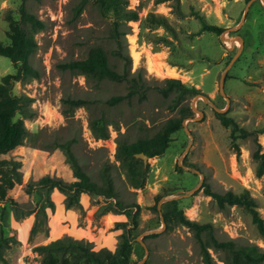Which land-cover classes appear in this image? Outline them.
<instances>
[{"label": "rangeland", "instance_id": "1", "mask_svg": "<svg viewBox=\"0 0 264 264\" xmlns=\"http://www.w3.org/2000/svg\"><path fill=\"white\" fill-rule=\"evenodd\" d=\"M128 1L140 18L129 23L131 30L126 37L127 46L123 48L131 58L130 65L112 56L116 47L109 37L113 19L103 17L96 6L87 4L77 14L80 0H0V42L3 44L9 43L7 15L20 20L23 5L46 24L35 35L38 49L30 58L38 75L24 78L13 87L14 94L32 99L31 116L24 117L28 132L23 144L2 156L20 164V182L7 200H0V264H40L41 257L34 248L49 243L36 244L38 224L41 223L43 233H48L50 215L59 208L73 211L81 226L92 221L99 228L114 231V237L103 239L107 246H102L101 238H94L92 234L88 238L94 242L84 238L93 243L94 250L117 249L124 230L118 223L128 219L117 214L116 200L81 194L71 204L69 194L38 184L45 177L60 179L66 184L77 180L68 148L81 168L99 185L108 166L118 192L117 200L139 205L137 226L127 227L134 237L130 264H140L145 257V263L141 264H203L193 231L183 225L172 228L166 225L163 230L160 215L165 202L161 201L175 198L188 219L211 224L218 241L232 240L237 246L255 245L264 253V237L251 215L239 206L220 210L203 188L208 184L212 191L221 194L250 191L264 219V175L258 177L255 173L252 137L238 139L237 150L232 143L231 129L216 115V109H226L224 114L240 127L249 131L264 128V2L254 1L242 26L233 30L242 23L245 0ZM151 13L165 16L169 26L151 27L146 22ZM203 22L225 29V41L221 37L223 33L204 31ZM97 47L108 54L112 68L118 72L128 70L149 87L145 99L134 96L111 107L107 100L125 95L129 91L127 83L93 81L62 68L64 64L88 58ZM134 51L140 54L137 64ZM233 59L225 78L228 105L220 92V81ZM150 64L169 66L178 75L160 76L150 71ZM12 73H15L12 61L0 55V81ZM166 79H178L187 87L198 89L200 97L195 105L203 114L192 109L198 95L174 90L165 97L157 90L156 87L167 88ZM67 99H83L86 105L71 107ZM188 107L192 116L172 135L170 147L163 155L148 159L145 185L133 188L126 169L117 160V141L131 144L150 139L167 121L181 117ZM100 118L109 125L108 139H97L91 131L90 122ZM258 139L264 152V134ZM195 169L204 174V181L200 189L190 194L201 184ZM159 195H166L157 204L160 212L154 210ZM155 230L163 231L151 234ZM110 239L112 244L108 243ZM210 252L215 264L229 261L223 251L211 249Z\"/></svg>", "mask_w": 264, "mask_h": 264}, {"label": "trees", "instance_id": "2", "mask_svg": "<svg viewBox=\"0 0 264 264\" xmlns=\"http://www.w3.org/2000/svg\"><path fill=\"white\" fill-rule=\"evenodd\" d=\"M245 1L248 3L250 0ZM87 4L96 6L103 17L113 19L109 37L116 47L111 54L114 58L123 60L127 65H130L131 58L127 52L123 51V48L127 46L126 37L131 30L129 23L139 21V12L129 7L128 0H80L76 13H81ZM20 15V20L15 19L11 14L7 15L9 43L3 44L0 42V55L9 58L15 68V73L2 77L0 81V200H7L12 189L20 182V164L16 161L2 159V156L23 144L28 132L24 117L31 116L32 99L14 94L13 87L16 82L23 81L24 78L38 75L30 64V58L38 49L35 35L46 27L45 22L36 15L29 13L24 5L20 8ZM146 22H149L153 28L169 26L168 19L165 16H158L154 13L148 15ZM203 30L219 35L225 31V29L216 25H209L206 22H203ZM62 68L75 71L86 79L93 81L109 80L116 83H127L129 91L125 95L115 96L107 100V104L111 107L117 106L126 99L130 100L134 96H139L140 99L147 97L149 87L142 84L139 78L131 76L128 70L118 72L112 68L108 54L100 47L92 49L88 58L64 64ZM165 83L167 88L156 87L165 97H168L170 92L174 90H178L183 94L187 92L194 95L200 94L198 89L187 87L178 79H166ZM66 102L71 107L86 105V101L83 99H67ZM216 115L225 127L231 129L232 143L237 150H239L238 139L252 137L255 146L252 151V159L257 164L255 173L258 177L263 176L264 152L258 136L264 134V128L249 131L240 127L233 118L227 117L224 113L216 111ZM191 116L192 110L188 107L181 117L167 121L161 130L150 139L138 140L131 144L125 141H117V160L126 169L133 188H142L146 183L148 174L147 164L141 158H137L136 155L143 153L148 159L163 155L170 147L172 135L182 129L184 121ZM108 126L107 123L103 122V118L93 119L90 122L91 131L97 139H108L110 137ZM67 153L73 163L77 180L71 184H66L60 179L45 177L38 184L69 194L71 204L78 200L81 194L103 197L110 201L116 200L117 214L125 215L128 221L118 223L119 226L124 227V230L120 235L115 251L108 248L94 250L93 243L87 240H77L70 236H64L48 245L34 248V251L41 257L40 264H130L134 237L132 236V230L127 229V227L130 225L137 226L136 218L140 209L139 205L126 204L117 200L118 192L108 166H105L103 170L102 184L99 185L81 168L69 148ZM191 167H195V165H191ZM203 188L205 194L211 196L217 202L220 210L232 206L244 208L251 215L259 233L264 237V219L261 217L257 202L251 196L250 191L243 190L239 194L227 191L221 194L212 191L208 184L203 185ZM164 197L166 195L157 197L154 210L158 211L157 204ZM179 202L177 199L166 201L163 204L161 214L168 227L183 225L193 231L200 245L203 264H215L210 252L211 249L228 254L229 261H227V264H262L264 262V253L259 251V248L255 245L237 246L232 240L227 242L218 241L213 234L212 225L200 224L197 221L188 219L183 210L179 209ZM204 235H206L205 238Z\"/></svg>", "mask_w": 264, "mask_h": 264}, {"label": "crops", "instance_id": "3", "mask_svg": "<svg viewBox=\"0 0 264 264\" xmlns=\"http://www.w3.org/2000/svg\"><path fill=\"white\" fill-rule=\"evenodd\" d=\"M48 229V233H43L41 223L38 224L37 234L35 236L36 244H48L60 239L66 234L76 239H89V235L92 234L94 238H101V242L103 243L102 246H107V243L104 242L103 239L107 236H111V238L114 237V231H111L110 228L109 230L105 227L99 228L92 224V221L90 224L86 223L85 226L79 225L75 213L65 208L56 209L55 213H51ZM89 240L94 242V240ZM108 243L112 244V239H110Z\"/></svg>", "mask_w": 264, "mask_h": 264}, {"label": "water", "instance_id": "4", "mask_svg": "<svg viewBox=\"0 0 264 264\" xmlns=\"http://www.w3.org/2000/svg\"><path fill=\"white\" fill-rule=\"evenodd\" d=\"M254 1H256V0H250V1L247 3V6H246V9H245V13H244V17H243L242 23L240 24L239 27L234 28L233 30H237V29H239V28L242 26V24L244 23V21H245V19H246V17H247V14H248V11H249V9H250V6H251V4H252ZM262 1L264 2V0H262ZM221 37H222V40L225 41V33H223ZM239 38H240V37H239ZM240 40L243 41V39H241V38H240ZM234 48H235V45H233L232 49H234ZM233 61H234V59H233L232 62L228 65V67L226 68V70L224 71V73L222 74L221 81H220V92H221V94L227 99V101H228V105L230 104V99L227 97V94L225 93V78H226L227 72H228L229 68L231 67ZM199 97H200L199 95L196 97L194 103L192 104V109H193L194 111H196L197 113H199L200 115H202V114H203L202 111L198 110L197 107H196V105H195V102L197 101V99H198ZM216 111H217L218 113H225V112H226V109H225V110L216 109ZM194 119L199 120L200 117H196V118H194ZM189 148H190V147H189ZM189 148L186 150L185 154L188 153ZM136 157H137V158H141V159L144 161L145 164L148 163V157H147L145 154L140 153V154H137ZM184 167L186 168V166H184ZM194 173L200 175V177H201V184H200V186H199L198 188H196L195 190L191 191L190 194H194L198 189H200V188L202 187V184H203V181H204V174H203V173H201L199 170H196V169L194 170ZM187 195H188V194H187ZM187 195H185V196H187ZM175 199H177V198H175ZM166 201H168V200L163 199L161 202H166ZM158 208H159V210H160V207H158ZM161 219H162L163 230H164V229L166 228V223H165V221H164V218H163L162 214H161ZM163 230H161V231H157V230H155V231H152L151 234H156V233L162 232ZM143 245H144V244H143ZM144 247H145L146 252H147V255H148L149 251L147 250V247H146L145 245H144ZM146 259H147V257H145V258L140 262V264H141V263H145Z\"/></svg>", "mask_w": 264, "mask_h": 264}, {"label": "bare ground", "instance_id": "5", "mask_svg": "<svg viewBox=\"0 0 264 264\" xmlns=\"http://www.w3.org/2000/svg\"><path fill=\"white\" fill-rule=\"evenodd\" d=\"M135 64L140 60V54L137 51H134L133 54ZM150 71L157 72L160 76H169V77H177L178 71L171 67H163L162 65L150 64ZM180 72V71H179Z\"/></svg>", "mask_w": 264, "mask_h": 264}]
</instances>
